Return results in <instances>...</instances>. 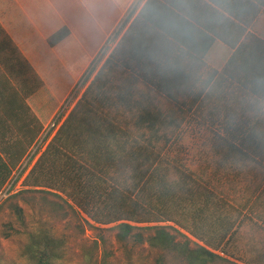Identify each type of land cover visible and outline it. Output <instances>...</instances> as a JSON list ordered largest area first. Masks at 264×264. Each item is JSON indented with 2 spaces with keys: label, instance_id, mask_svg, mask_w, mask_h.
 Here are the masks:
<instances>
[{
  "label": "trees",
  "instance_id": "trees-1",
  "mask_svg": "<svg viewBox=\"0 0 264 264\" xmlns=\"http://www.w3.org/2000/svg\"><path fill=\"white\" fill-rule=\"evenodd\" d=\"M117 20L107 26L91 21L88 36L76 35L85 57L94 54ZM130 28L23 188L55 195L95 224H115L121 242L133 236L186 264L235 259L230 246L245 220L244 207L240 210L221 186L248 162L264 167V53L236 51L222 70H211L203 56L132 50ZM76 75L67 67L56 80L49 78L38 94L39 107L15 88L1 102L2 129L9 122L13 137L0 138L5 157L0 156V193ZM188 117L215 130L217 142L206 162L214 170L205 177L171 148ZM168 228L183 231L186 240L177 241ZM138 230H148V236ZM64 253V241L45 229L30 232L23 249L30 264H59Z\"/></svg>",
  "mask_w": 264,
  "mask_h": 264
},
{
  "label": "crops",
  "instance_id": "crops-1",
  "mask_svg": "<svg viewBox=\"0 0 264 264\" xmlns=\"http://www.w3.org/2000/svg\"><path fill=\"white\" fill-rule=\"evenodd\" d=\"M132 1L0 0L2 140L13 137L9 122L2 129L1 109L12 89L39 107L49 78L67 67L76 70L85 58L76 35L88 36L91 21L107 26L117 20ZM129 26L132 50L203 56L211 70H222L236 51L264 53V0H144Z\"/></svg>",
  "mask_w": 264,
  "mask_h": 264
},
{
  "label": "rangeland",
  "instance_id": "rangeland-1",
  "mask_svg": "<svg viewBox=\"0 0 264 264\" xmlns=\"http://www.w3.org/2000/svg\"><path fill=\"white\" fill-rule=\"evenodd\" d=\"M93 55L79 58L80 64L73 70L77 75L69 90ZM211 131L215 130L206 123L188 117L180 132L181 137L176 138L171 146L191 170L204 177L214 170L206 163L217 142ZM240 169L239 175L226 178L221 186L240 210L244 207L245 220L230 246L235 259L222 256L211 264H264V167L248 162ZM17 181L0 198V264H30L23 256V249L30 232L36 229L48 230L64 241V258L59 264H186L175 253L153 248L133 236L127 242H121L115 224H95L55 195L26 188L15 189ZM168 230L177 241L186 240L183 231ZM138 232L145 237L149 233L148 230ZM194 242L192 239L191 247L195 246Z\"/></svg>",
  "mask_w": 264,
  "mask_h": 264
},
{
  "label": "built area",
  "instance_id": "built-area-1",
  "mask_svg": "<svg viewBox=\"0 0 264 264\" xmlns=\"http://www.w3.org/2000/svg\"><path fill=\"white\" fill-rule=\"evenodd\" d=\"M143 1L144 0H133L125 13L119 18V20H117L115 25L108 32L102 44L93 55L80 77L76 80V82H74L71 89L45 123L23 161L15 170L3 191L0 193V198L8 192L17 179L18 181L15 189L23 188V180L27 176L28 172L57 134L77 103L81 100L87 88L92 83L106 60L113 53L121 38L126 33L132 17L136 14Z\"/></svg>",
  "mask_w": 264,
  "mask_h": 264
}]
</instances>
